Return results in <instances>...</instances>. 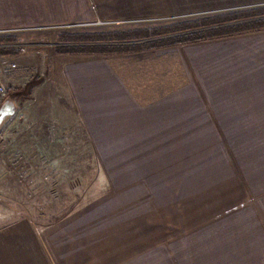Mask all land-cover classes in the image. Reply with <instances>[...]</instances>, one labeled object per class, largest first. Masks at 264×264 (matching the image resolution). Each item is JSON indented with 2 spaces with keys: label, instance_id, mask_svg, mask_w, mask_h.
I'll list each match as a JSON object with an SVG mask.
<instances>
[{
  "label": "crops",
  "instance_id": "obj_1",
  "mask_svg": "<svg viewBox=\"0 0 264 264\" xmlns=\"http://www.w3.org/2000/svg\"><path fill=\"white\" fill-rule=\"evenodd\" d=\"M7 1L20 8L0 23V29L12 34L24 28L76 23L123 25L121 31H131L264 7V0ZM19 14L24 21L13 20ZM29 18L35 23H28ZM155 20L168 22L138 25ZM12 36L15 44L18 38ZM163 36L103 41L126 47L104 53L54 50L32 97L20 105L14 101L15 113L0 128V161L19 177L16 187L35 182L42 188L44 178L37 174L46 168L75 171L77 165L66 164L65 156L82 154L83 131L93 140L110 187L109 171L124 172L117 177L120 188L131 186L134 174L139 175L140 186L143 171L149 170L145 166L158 164L157 157L164 162L177 154L171 150L179 149L182 141L185 149L194 139H209L210 122H217L210 118L240 124L243 107L235 101L242 93L264 100V29L189 43L146 44ZM260 105L246 108L251 111ZM102 155L109 158L103 162ZM28 173L32 174L27 177ZM16 187L11 183L10 188ZM2 196L0 264H141L139 256L125 253L132 245L126 239L145 233L144 228L136 233L140 216L135 211H114L110 193L66 212L63 208L50 213L40 201L36 208L41 213L35 210L34 218L30 210L6 204ZM13 203L22 204L15 198Z\"/></svg>",
  "mask_w": 264,
  "mask_h": 264
},
{
  "label": "rangeland",
  "instance_id": "obj_2",
  "mask_svg": "<svg viewBox=\"0 0 264 264\" xmlns=\"http://www.w3.org/2000/svg\"><path fill=\"white\" fill-rule=\"evenodd\" d=\"M17 7L18 3L0 0V23L20 9ZM13 20L21 22L25 19L19 14ZM27 22L35 23L30 18ZM165 22L168 20L138 25ZM122 26L76 23L15 31L13 34L18 42L12 45L20 47L19 54L0 56L5 85L0 103L11 97L20 105L28 96L32 97V88L42 81L44 66L56 54L55 47L68 44L58 40L57 33L113 32L121 31ZM79 43L83 42H73ZM242 95L235 101L243 107L240 124H221L222 117L210 118L217 122H210L209 139H194L185 149L180 141L181 147L171 150L177 154L167 156L164 162L163 157H157L163 163L157 160L158 164L145 166L149 170L143 171L145 175L142 173L140 186L136 182L139 175L134 174L135 182L130 183L136 186L120 188L122 181L117 177L124 172L109 171L110 187L100 158L95 154L93 140L83 131L82 154L65 156L66 164L77 165L75 171L61 173L46 168L37 174L44 178L42 188L35 187V182L19 188L16 187L19 177L8 166L3 167L0 161V194L7 200L6 204L24 212L28 209L34 218L35 210L41 213L36 208L40 201L50 213L63 208L66 212L102 193H110L109 203L114 211H135L140 216L136 233H140L141 228L145 233L139 238L126 239L132 245L125 253L129 257L139 256L141 264H264V100L246 98V93ZM255 104H261V107L251 111L246 108ZM21 112L23 110L19 114ZM245 119L263 123L246 122ZM70 144L72 141L67 147ZM101 158L104 162L109 156L102 155ZM111 159L115 160V157ZM13 182L14 189L10 188ZM4 183L10 187H2ZM16 189L18 195H15ZM13 198L22 204L14 205Z\"/></svg>",
  "mask_w": 264,
  "mask_h": 264
},
{
  "label": "trees",
  "instance_id": "obj_3",
  "mask_svg": "<svg viewBox=\"0 0 264 264\" xmlns=\"http://www.w3.org/2000/svg\"><path fill=\"white\" fill-rule=\"evenodd\" d=\"M264 7L227 12L214 15L204 21H183L174 25H166L157 28H139L131 31H93V32H60L58 40L68 44L55 47L57 53H104L112 50L126 48L122 45H107L101 43L112 39L162 36L159 39L148 41L146 44H180L200 40L231 36L239 33L264 29ZM241 20V21H240ZM176 32V35H168ZM12 33L0 35V43L15 41ZM73 42H83L73 44ZM19 49L13 46L0 47V56L17 55Z\"/></svg>",
  "mask_w": 264,
  "mask_h": 264
},
{
  "label": "water",
  "instance_id": "obj_4",
  "mask_svg": "<svg viewBox=\"0 0 264 264\" xmlns=\"http://www.w3.org/2000/svg\"><path fill=\"white\" fill-rule=\"evenodd\" d=\"M16 105L11 97L4 98L0 103V127L2 123L15 113Z\"/></svg>",
  "mask_w": 264,
  "mask_h": 264
},
{
  "label": "built area",
  "instance_id": "obj_5",
  "mask_svg": "<svg viewBox=\"0 0 264 264\" xmlns=\"http://www.w3.org/2000/svg\"><path fill=\"white\" fill-rule=\"evenodd\" d=\"M12 30L9 29H0V35L12 33ZM4 46H13L11 43H0V47ZM12 67H14V64H11ZM5 94V85L2 80V67L0 65V96H3Z\"/></svg>",
  "mask_w": 264,
  "mask_h": 264
}]
</instances>
